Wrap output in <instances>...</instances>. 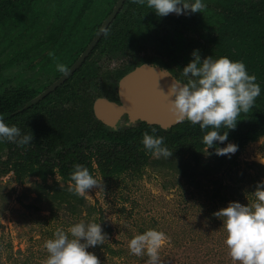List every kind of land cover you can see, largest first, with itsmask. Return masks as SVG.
I'll list each match as a JSON object with an SVG mask.
<instances>
[{
  "label": "trees",
  "instance_id": "obj_1",
  "mask_svg": "<svg viewBox=\"0 0 264 264\" xmlns=\"http://www.w3.org/2000/svg\"><path fill=\"white\" fill-rule=\"evenodd\" d=\"M117 1L57 0L60 7L71 5L73 11L68 12L67 7L56 11L55 14L77 15L85 12L83 9H90L91 14L96 15L109 14ZM204 3L206 7L202 13L189 12L160 17L149 9L146 3L125 0L104 41L106 45L112 44L117 51L129 56H135L149 45L154 46L161 54L172 52L173 54L168 55V63L159 58L153 60L154 57L146 61L162 68H169L174 77L182 80L184 78L181 76V70L192 59L193 49H199L202 58L209 55L213 58L226 56L232 60L242 61L248 73L256 76L261 92L253 107L238 117L236 127L229 130L228 141L224 142H233L238 146L235 153L237 156L250 142L264 137V0H204ZM43 9H46L43 0H0V39L1 37L3 39L0 46L2 45L5 50L14 43L18 44L16 56L10 57V54L8 60L0 64V119L9 125L22 128L23 133L32 132L35 141L32 147L28 144L23 148L7 141L0 143V157L5 152L7 154L0 164L1 173L12 171L20 183L30 176L39 177L46 188L55 191L50 197L52 200L68 204V210L72 214H77L82 211L80 206L84 203L83 196L63 193L64 190L60 191L57 182L47 184L49 176L58 174L64 182L72 183L70 173L77 163L87 167L94 177L97 171L105 177H111L139 169L151 155L146 153L140 141L145 132L155 135L150 131L152 129L170 136L169 140H164V144L173 153L190 151L195 154L204 150L206 146L201 142L204 133L201 132L199 125L194 126L183 120L167 129L140 123L141 127H149V130L141 129L130 137L127 154L105 153L102 148L106 139L121 138L126 129L109 131V128L97 120V126L91 133L81 132L80 124L83 126L85 123L86 125L91 123L89 119L92 118L91 114L93 115V102L87 103V106L81 105L84 100L83 93L79 92V81H75L73 85L67 82L49 96L34 103V98L41 90L35 77H27L23 71L4 77L2 75L4 68L11 66L13 60L26 56L22 55V50L26 51L23 42L37 34L33 28V30L29 28L36 27L34 21ZM29 18L32 22L19 29L14 36H9L10 32L7 34L4 30L10 24L19 26ZM183 30L190 31L192 35L185 37ZM16 39L18 40L15 41ZM187 51L189 54L185 55ZM32 54V57L27 58L25 66L36 73L38 64L34 62L36 55ZM29 115L34 119L24 122V118ZM22 122L25 123L23 127ZM95 140L97 141L92 146ZM85 141L90 144L86 146ZM58 143L59 148H54ZM61 148L64 150H60ZM46 149L61 152L56 154V158L45 159L43 151ZM218 158L223 160L224 157L221 155ZM254 167L259 169L258 177L264 178V165L256 163ZM244 177V174L239 175V181ZM243 193L238 195V198L246 197L248 199L245 201L248 203L254 199L251 192V197L247 196L248 193L245 195Z\"/></svg>",
  "mask_w": 264,
  "mask_h": 264
},
{
  "label": "rangeland",
  "instance_id": "obj_2",
  "mask_svg": "<svg viewBox=\"0 0 264 264\" xmlns=\"http://www.w3.org/2000/svg\"><path fill=\"white\" fill-rule=\"evenodd\" d=\"M43 3L46 9L38 14L37 24L34 21L36 27L29 28H33L38 35L35 34L23 42L26 51L22 50V55L26 56L13 60L11 66L4 68V77L19 71L26 72L27 77H35V73L25 66L27 58L33 56L36 47L39 52L35 39H38V36L43 37L52 13L54 16L56 11L68 7H60L57 0H43ZM31 22L32 19L29 18L19 26L10 24L4 30L6 33L10 32L9 36H14L19 29ZM191 35L190 31H184L185 37ZM2 40L1 37L0 42ZM17 47L18 44L14 43L3 50L1 45L0 64L6 62L10 54V57L16 56ZM185 53L189 54L188 51ZM169 54L173 53L161 54L154 46L149 45L134 54L135 56L124 57L122 66L132 59L137 60L136 63L139 64L140 61L145 62L153 57V60L159 58L168 63ZM50 56L53 61L43 66L49 73L54 70L55 66L51 63L54 64L57 58L53 54ZM143 58L144 60H141ZM165 69L170 72L169 68ZM113 71L116 72L115 69H109L108 72L112 74ZM36 75L38 78L40 74ZM114 84V80L113 84L105 82L103 88L111 92ZM95 92L99 91L93 88L84 93V102L81 105L87 106ZM102 92L100 90V93ZM91 117V123H85L83 126L80 124L81 132L89 134L95 129L97 119L92 114ZM33 119L34 117L29 115L24 118V122ZM141 129L148 131L149 127L128 128L121 138H107L102 151L127 154L130 137ZM154 134L163 136L164 140L170 139L165 132L156 130ZM34 142L29 145L32 147ZM89 144L90 142L85 141L86 146ZM54 148H59V143ZM60 150L52 152L46 149L43 151V158H56ZM96 150L98 152L99 148ZM203 151L195 154L190 151L172 152L169 158H157L151 154L139 169L111 177H105L97 171L95 178L100 186L88 190V193L83 195L84 203L80 206L82 211L77 214L68 210V204L52 200L50 197L55 191L46 188L39 177L30 176L20 183L12 171L1 173L0 169V264H44L48 255L44 242L53 238L56 229L67 231L70 225L81 221L101 222L106 233L107 238L103 245L88 249L97 256L100 264H145L146 256L137 257L129 253L128 241L135 234L147 229H156L165 234L159 252L162 264H233L224 245L222 221L213 216V212L227 206L230 201L248 203L245 201L248 198H238V195L245 192L251 197L250 192L255 189L256 182L264 179L258 177L259 169L254 167L256 163L264 165V137L250 142L237 156H223V160L215 154L205 155ZM6 155L5 152L0 157V164ZM242 174L245 177L239 181V175ZM55 182L58 183L60 191L71 193L68 191L70 182H64L58 174L48 177L47 184ZM251 202L250 200L249 203Z\"/></svg>",
  "mask_w": 264,
  "mask_h": 264
},
{
  "label": "clouds",
  "instance_id": "obj_3",
  "mask_svg": "<svg viewBox=\"0 0 264 264\" xmlns=\"http://www.w3.org/2000/svg\"><path fill=\"white\" fill-rule=\"evenodd\" d=\"M146 3L157 16L170 13L177 15L189 12L202 13L206 7L204 0H136ZM192 59L183 66L178 79L170 72L171 83L166 93L169 110L178 120H187L199 125L203 132L201 142L206 146L205 155L215 154L230 158L238 150L235 143L227 142L229 130L236 127L238 117L247 113L260 95V85L256 76L249 74L242 61L226 56L201 57L199 49H193ZM56 70L66 73L64 64L58 63ZM167 71V70H166ZM223 129V131H221ZM156 130L152 129L154 133ZM11 142L23 148L34 141L33 133H22L16 125H9L0 119V143ZM140 143L146 153L160 158H169L170 151L164 144L163 136L145 132ZM224 146L221 147L220 145ZM212 149V152L208 150ZM71 186L68 191L83 196L88 190L100 186L87 167L77 163L70 173ZM251 203L230 201L227 206L213 212L222 221L224 245L233 264H264V179L256 182L251 192ZM101 222H76L67 231L56 229L53 238L44 242L47 257L44 264H100L97 256L88 251L103 245L106 239ZM165 234L156 229H147L135 234L128 241L129 253L137 257H147L145 264H162L160 248Z\"/></svg>",
  "mask_w": 264,
  "mask_h": 264
},
{
  "label": "flooded vegetation",
  "instance_id": "obj_4",
  "mask_svg": "<svg viewBox=\"0 0 264 264\" xmlns=\"http://www.w3.org/2000/svg\"><path fill=\"white\" fill-rule=\"evenodd\" d=\"M116 4L114 5V7L116 6ZM113 10L114 8L112 9V11ZM69 11H73L71 5H69L68 7V12ZM82 11H85L83 12L84 14H55L54 16H50L51 21L47 22L49 23V25L44 31L43 37L38 36V39H36L37 45L39 47V52L37 51V47L35 50H33V52L34 55H36V57L34 58V62L38 64L36 66L37 72L35 73V78L37 79V84L41 86L39 95L47 90L50 86H52L55 82H57L60 78H62L79 61L81 55L91 45L93 40L98 35L104 21L112 12L111 11L109 14L96 15L91 14L90 9H83ZM58 22H60V24ZM82 23L83 25L80 26V24ZM111 24L107 27L99 41L94 45L83 62L78 65L74 72L60 86L64 85L67 82L69 85H73L75 81H79V92H82L83 94L87 93L89 89L96 88L99 92L93 93V96L91 95V99L93 102V117L99 120L104 126L109 128V131L118 128L136 129L141 127L140 123L158 126L162 129L172 127L169 126L165 128L160 124V122H162V120L166 118L164 116V97L166 96L164 92L166 88L163 83L162 86L165 89L161 85L159 86L160 91L157 94L158 101L156 104H153V108L150 112L148 121L132 118L126 112L118 111V107L122 106L124 102L121 90L122 79L131 72L141 69L144 66L149 65L151 67H156L157 65L146 61H140V63L138 64L135 63L137 62L136 60L134 62L129 61L127 65L124 64V66H122L124 57H129V55L122 54L121 52L117 51V49L114 48L112 44L106 45V41H104L105 35ZM51 54H53V56H57V58L54 64L51 63L55 66L54 70L49 73L43 69L45 68L43 66H45L49 61H53L52 56H50ZM58 63L64 64L66 66V73H61L56 70V65ZM117 66L119 68H117ZM109 69H115L116 72L113 71L112 75L111 72H108ZM123 71H125V74H123ZM79 72H81V74H79ZM38 73L40 75L37 78L36 74ZM113 80L115 84L112 85L113 87L111 88V92L106 88H103L105 82H108V84H113ZM100 90H102L103 92L100 93ZM54 91H52L51 93H53ZM50 94H48L47 96H49ZM99 100H103L106 103V107L108 110V118L106 119L107 121L101 120L96 114V104ZM111 105H114V108H112Z\"/></svg>",
  "mask_w": 264,
  "mask_h": 264
},
{
  "label": "water",
  "instance_id": "obj_5",
  "mask_svg": "<svg viewBox=\"0 0 264 264\" xmlns=\"http://www.w3.org/2000/svg\"><path fill=\"white\" fill-rule=\"evenodd\" d=\"M125 0H118L114 10L104 21L98 35L93 40L88 49L81 55L79 61L68 71L62 78L45 90L42 94L34 98L33 102H38L43 99L45 96L54 91L58 86H60L64 81L74 72V70L80 65L89 52L92 50L94 45L99 41L107 27L111 22L116 18L117 14L120 12L121 8L124 5ZM171 15H177L175 13H170ZM159 67L144 66L141 69H138L134 72H131L125 76L121 81V90L123 95V105L118 107L119 112H126L130 117L148 121L150 117V112L153 108V104H156L158 101L157 94L160 91L159 86H165V94L168 91V88L171 83V77L165 76L169 71ZM145 76V78H144ZM173 76V75H172ZM164 118L160 124L167 128L173 126L181 120L177 119L176 114L172 113L168 108V100L166 96L164 97ZM110 105V104H109ZM114 108V105H111ZM96 114L97 116L104 121H107L108 110L106 103L103 100H99L96 104ZM152 121V120H151Z\"/></svg>",
  "mask_w": 264,
  "mask_h": 264
}]
</instances>
